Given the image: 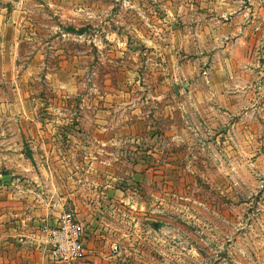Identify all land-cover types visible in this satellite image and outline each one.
Returning a JSON list of instances; mask_svg holds the SVG:
<instances>
[{
  "label": "crops",
  "instance_id": "crops-1",
  "mask_svg": "<svg viewBox=\"0 0 264 264\" xmlns=\"http://www.w3.org/2000/svg\"><path fill=\"white\" fill-rule=\"evenodd\" d=\"M158 1L167 38L124 40L101 84L93 51L20 65L34 38L0 9V264H65L42 231L64 213L84 231L79 264H112L163 142L196 138L193 119L264 109V0Z\"/></svg>",
  "mask_w": 264,
  "mask_h": 264
},
{
  "label": "rangeland",
  "instance_id": "rangeland-1",
  "mask_svg": "<svg viewBox=\"0 0 264 264\" xmlns=\"http://www.w3.org/2000/svg\"><path fill=\"white\" fill-rule=\"evenodd\" d=\"M0 9L34 38L22 43L20 65L43 49L50 61L61 49L68 64L71 52L93 51L98 84L118 67L124 40H162L170 27L158 0H0ZM193 120L198 136L163 142L161 168L138 186L142 215L115 236L112 264H264V109Z\"/></svg>",
  "mask_w": 264,
  "mask_h": 264
},
{
  "label": "built area",
  "instance_id": "built-area-1",
  "mask_svg": "<svg viewBox=\"0 0 264 264\" xmlns=\"http://www.w3.org/2000/svg\"><path fill=\"white\" fill-rule=\"evenodd\" d=\"M42 231L45 234L51 260L65 264L81 262L85 252L84 231L72 214L60 215L51 226L44 224Z\"/></svg>",
  "mask_w": 264,
  "mask_h": 264
},
{
  "label": "trees",
  "instance_id": "trees-1",
  "mask_svg": "<svg viewBox=\"0 0 264 264\" xmlns=\"http://www.w3.org/2000/svg\"><path fill=\"white\" fill-rule=\"evenodd\" d=\"M70 31H74V30H72V29L70 28Z\"/></svg>",
  "mask_w": 264,
  "mask_h": 264
},
{
  "label": "water",
  "instance_id": "water-1",
  "mask_svg": "<svg viewBox=\"0 0 264 264\" xmlns=\"http://www.w3.org/2000/svg\"><path fill=\"white\" fill-rule=\"evenodd\" d=\"M6 178V177H5ZM7 178H8V176H7Z\"/></svg>",
  "mask_w": 264,
  "mask_h": 264
}]
</instances>
